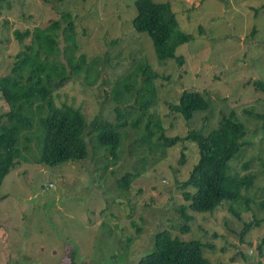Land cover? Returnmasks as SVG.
Wrapping results in <instances>:
<instances>
[{"label": "rangeland", "instance_id": "obj_1", "mask_svg": "<svg viewBox=\"0 0 264 264\" xmlns=\"http://www.w3.org/2000/svg\"><path fill=\"white\" fill-rule=\"evenodd\" d=\"M136 1L0 0V77L30 44L16 32L45 28L65 13L75 23L79 54L98 62L96 70L88 73L86 66L54 94L57 104L84 112L88 157L44 166L37 163L41 149L34 140L0 186V264H138L163 230L181 241L202 242L211 264H264V120L257 115L264 110V91L256 86L264 83V0H154L169 3L179 29L191 36L176 50L181 65L159 61L152 40L136 32ZM141 62L159 74L149 112L135 102L143 85ZM123 82L133 84V93L118 99L115 89ZM183 90L201 92L209 107L189 120L170 111L168 104L177 103ZM117 107L133 113L114 158L98 145L92 128L95 121L117 122ZM8 109L0 97V113ZM232 110L247 136L229 174L254 175V185L237 204L223 202L213 212L187 209L193 219L181 234L178 209L187 203L180 185L199 160L198 148L189 141L163 151L157 136L144 144L148 120L160 117L167 137L208 135ZM127 173L134 178L123 190L119 181ZM251 221L254 228L241 235Z\"/></svg>", "mask_w": 264, "mask_h": 264}, {"label": "trees", "instance_id": "obj_2", "mask_svg": "<svg viewBox=\"0 0 264 264\" xmlns=\"http://www.w3.org/2000/svg\"><path fill=\"white\" fill-rule=\"evenodd\" d=\"M135 5L137 15L133 26L136 32L146 33L152 40L159 61L172 59L181 65L184 58L176 55V50L189 42L191 36L179 29L170 4L137 0ZM15 34L20 41L30 38V44L16 55L10 72L0 77V97L9 106L7 111L0 113V186L23 158L22 151H29L28 143L34 140L39 143V151L41 149L37 163L44 166L58 167L88 157L85 138L88 123L84 112L70 104H57L54 94L73 75L81 74L86 66V71L90 73L96 70L98 63L97 60L88 62L86 54H79L76 26L70 13L63 14L61 20L45 28L38 27L23 34ZM137 69L143 74V85L137 91L135 102L142 111L149 112L156 105L154 82L159 74L147 62H141ZM257 84L264 91V83ZM115 91L118 99L124 93L131 95L133 84L123 82ZM168 105L170 111L189 120L194 112L209 107V99L199 91L183 90L177 103L170 102ZM116 112L117 122L95 121L92 128L98 145L114 158H117L122 144V128L127 125V118L133 110L124 111L117 107ZM257 115L264 120V110ZM152 117L146 125L144 144H150L157 136L158 146L163 151L177 143L189 141L198 148L199 160L188 179L180 185L183 200L187 203L178 209L184 220L178 228L181 234L188 233V222L193 219L187 209L201 213L213 212L223 202L237 204L244 200L241 199L243 191L253 187L256 177L251 174L233 177L229 174V163L245 147L244 139L247 136V126L239 120L234 110L224 116L208 135L189 131L184 137H167L161 118L154 120ZM140 120L137 118L134 125L137 126ZM31 133L36 137L30 138L28 134ZM22 140L25 143L23 148ZM179 163H184V154H181ZM133 178L134 174L127 173L119 181L120 188L127 190ZM245 202L251 201L246 199ZM260 205L264 209V201ZM251 228H254V221L245 223L241 235ZM204 248L199 240L181 241L172 237L169 230H163L155 235L153 250L141 257L138 264H211L205 257ZM66 264L92 263L73 260Z\"/></svg>", "mask_w": 264, "mask_h": 264}]
</instances>
